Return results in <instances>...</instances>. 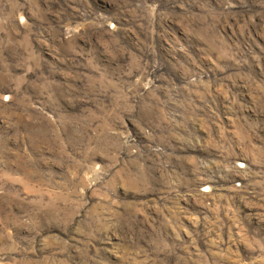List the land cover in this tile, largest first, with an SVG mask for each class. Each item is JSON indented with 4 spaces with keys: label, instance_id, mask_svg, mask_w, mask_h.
<instances>
[{
    "label": "rangeland",
    "instance_id": "374dc122",
    "mask_svg": "<svg viewBox=\"0 0 264 264\" xmlns=\"http://www.w3.org/2000/svg\"><path fill=\"white\" fill-rule=\"evenodd\" d=\"M0 264H264V0H0Z\"/></svg>",
    "mask_w": 264,
    "mask_h": 264
}]
</instances>
